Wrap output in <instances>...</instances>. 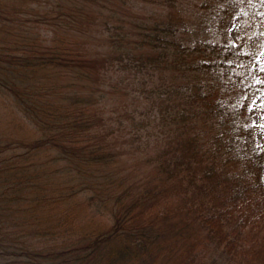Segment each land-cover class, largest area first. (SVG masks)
Listing matches in <instances>:
<instances>
[{"label": "trees", "instance_id": "16d2710c", "mask_svg": "<svg viewBox=\"0 0 264 264\" xmlns=\"http://www.w3.org/2000/svg\"><path fill=\"white\" fill-rule=\"evenodd\" d=\"M256 129L264 0H0V264H264Z\"/></svg>", "mask_w": 264, "mask_h": 264}, {"label": "rangeland", "instance_id": "374dc122", "mask_svg": "<svg viewBox=\"0 0 264 264\" xmlns=\"http://www.w3.org/2000/svg\"><path fill=\"white\" fill-rule=\"evenodd\" d=\"M186 5H188V2L186 3ZM92 31H96L97 30L95 28L91 29ZM93 34V33H90ZM228 36L232 39L235 40V37L237 36V33L235 31L234 28L230 29L228 31ZM124 88V87H123ZM109 100V105L107 107V113L105 116V118L107 117H113L110 114L113 113H121L123 111L124 108H128L127 104L129 103V100H127L126 98H124L122 95H119V93L114 94L113 96H109L108 97ZM130 105V104H129ZM129 110V108H128ZM108 112H111L110 114ZM126 124H123L124 127L122 128L121 132L117 133V139H121L122 140L119 142V144H122V146L126 145L127 139L124 136L126 135L127 132V121L124 120L123 121ZM259 122L258 116L254 115L253 119H252V123L254 126H257ZM255 140L257 145L259 146V148L262 150L263 154H264V136L262 134V132L259 129H256L255 133ZM124 137V138H123ZM123 168H124V173L128 176L129 180H136L138 178H144V177H148V171L152 168V165L149 164L147 162V164L144 163V160L141 159V154H138V156H134L130 153H126L123 155Z\"/></svg>", "mask_w": 264, "mask_h": 264}]
</instances>
